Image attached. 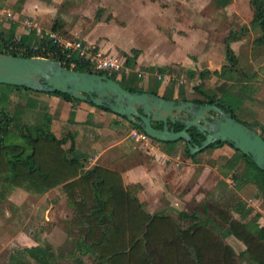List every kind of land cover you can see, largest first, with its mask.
<instances>
[{"label":"crops","instance_id":"obj_1","mask_svg":"<svg viewBox=\"0 0 264 264\" xmlns=\"http://www.w3.org/2000/svg\"><path fill=\"white\" fill-rule=\"evenodd\" d=\"M29 3L30 0H0V40L5 44L19 38L20 44L25 47L37 45L41 39L33 29L26 26L27 24L39 29L42 34L52 32L59 36L55 31L58 28L56 25L44 28L36 21L37 14L34 10H29ZM257 32L256 38L260 36V32ZM244 36L230 42L238 45L246 40ZM80 41L92 54H99L101 58L117 59L127 70V74L114 75L121 81L133 79L136 87L143 84L144 89L140 90L142 92L154 93L158 97L173 101L201 98L193 90L194 87L209 97L214 95L213 89L204 88L203 85L208 83V79L215 78L213 73L217 72L216 68L212 71L199 70L203 81L198 80L196 86L189 90H181V81L177 77L180 73L175 72L170 65L158 70L151 66L142 69L136 64L139 50L131 49L136 55L129 57L125 50H122L124 53L118 54L116 48L121 47L112 41L97 45H92L91 41ZM126 58L131 59L129 64H125ZM244 63L252 65L253 70L249 69L248 73L241 71L243 80L239 86L243 87L246 98L240 106L257 102V121L264 131V51L261 56L252 59L248 48ZM256 69L259 72H256ZM161 70L164 71L160 73ZM256 75L261 77V80L255 78ZM145 82L150 84L144 85ZM232 84L229 82L228 85ZM15 94L16 100L12 101L11 96L6 97L0 109L6 108V111L11 113V108L16 105L28 106V110L31 108L36 114L35 117L29 121V115L23 113L19 127L27 126L28 123L32 127L40 126L43 121H47V138L62 141L60 148L64 151L65 158L76 160L79 164L78 176L95 167L114 173L119 177L123 191L135 200L139 209L147 216L169 218L178 230H186L192 222L191 218L205 221L207 228L237 255L239 264H255L244 253L242 243L231 235L227 225L217 219H209L203 212L205 203H213L224 208L232 219L243 224L264 227V184L259 178L245 175L242 160L238 161L232 170L224 166L234 155L231 148L223 145L214 148L212 152H200L193 158L185 156L183 149V155L189 159L184 161L177 153L166 154L161 144L147 137L142 139L140 132L125 120L85 102L66 101L59 96L30 90L28 94L25 91H15ZM117 127H126L127 132L123 134ZM9 128L14 129L12 125ZM209 155H212V158H208ZM210 159H221L220 168L217 169V163L207 164ZM239 178L238 183L236 180ZM67 182L37 192L41 187L33 190L26 188L25 184L15 186L0 175V264H11L10 257L18 250L36 247L49 249L52 256L48 264H56L59 258L65 257L66 254L59 248L77 239V227L71 224L75 214L73 202L62 189ZM184 187L189 188V191H185ZM226 194L232 197V202L225 207L221 204V199ZM203 198L206 200L202 202ZM77 201H80V198H77ZM62 208H66V212ZM178 223L188 224L183 228L178 227ZM232 239L237 241L238 245L234 244ZM73 253L72 250L69 256ZM87 257L88 255L82 259ZM21 261L36 264L27 257H22Z\"/></svg>","mask_w":264,"mask_h":264},{"label":"trees","instance_id":"obj_2","mask_svg":"<svg viewBox=\"0 0 264 264\" xmlns=\"http://www.w3.org/2000/svg\"><path fill=\"white\" fill-rule=\"evenodd\" d=\"M229 1L218 0V5L222 7ZM248 4L252 13L248 26L260 32V36L253 43L255 46L264 47V0H248ZM247 29L242 27L239 29L238 36L230 38L229 35L226 41H234L244 36ZM0 53L22 58L34 56L33 53L15 55L5 48V42L1 40ZM135 55L136 52H134ZM46 57L59 62L66 69L95 73L77 64L75 60H71L75 62V66L70 68L67 62L63 63V57L59 54ZM130 61L131 59L126 58L125 64H129ZM224 70H227L225 66L221 68V72ZM163 71L161 70L160 73ZM95 74L106 75L102 72ZM213 74L220 77L222 73L214 72ZM109 78L115 81L113 77ZM199 79L203 81L202 74H199ZM117 83L129 92H142ZM216 86L213 93L214 96L217 94L218 96L214 100H209L211 99L209 96L194 87L193 90L201 98L183 99L182 101L196 104L216 103L219 108L230 113L234 118L233 110L240 106L244 99L243 87L239 86L233 93L232 85L220 83ZM10 89L29 91L14 86H10ZM49 95L59 96L66 101H74L66 94L54 92ZM202 96L209 99L204 100ZM232 97L237 99L234 107L228 105ZM5 99L6 97L0 95L1 102ZM88 105L95 107L91 103ZM95 108L109 112L104 107ZM3 109H0V143L1 137L11 127L12 122L16 121L14 118L16 112L8 113ZM46 123L47 121H43L40 126L33 127V133L30 136L23 133L22 129L25 126L12 125L15 130H19L18 134L24 138V141L19 145L2 146L0 144V175L15 186L25 184L26 188L33 190L41 187L36 190L37 192H43L46 188L69 181L62 186V189L73 202L75 209V214L71 219V224L77 227L75 233L77 240H75L73 250L77 251L79 256L74 259L75 264H85L82 257L86 255H88L87 259L90 260V264H239L237 255L207 228L205 221L191 218L192 222L186 230H178L169 218L144 214L135 200L123 191L116 174L95 167L78 176L79 164L76 160L65 158L64 151L60 148L61 140L47 138ZM131 126L142 133L138 127ZM151 126L154 129L161 127L160 124H151ZM168 126L172 127L174 132L182 128L178 123L168 124ZM188 134L191 142L196 145L203 139L192 128L188 130ZM153 141L161 144L166 154L172 153L178 142L183 143L182 141ZM183 145L184 154L193 158L196 154L190 155L184 143ZM223 145L234 151V155L224 163L228 170L234 169L238 161L242 160L245 175L259 178L264 184V174L253 165L249 157L243 156L225 142H215L208 148L214 149ZM77 198H80V201H77ZM203 212L209 219H217L227 225L231 235L242 243L245 248L244 253L253 263L264 264V227L243 224L232 219L224 208L213 203H205ZM51 256L48 248L36 247L18 250L10 259L11 264H26L21 261L22 257H27L36 264H48Z\"/></svg>","mask_w":264,"mask_h":264},{"label":"rangeland","instance_id":"obj_3","mask_svg":"<svg viewBox=\"0 0 264 264\" xmlns=\"http://www.w3.org/2000/svg\"><path fill=\"white\" fill-rule=\"evenodd\" d=\"M29 6V10H34L37 14L35 15L36 21L44 28H50L53 24L58 27L55 31L60 38L72 37L77 41H91L92 45L112 41L121 47L116 48L118 54L125 52L129 57L134 56L131 49L139 50L136 64L142 69L151 66L158 70L164 66H172L175 72L180 73L177 77L181 81L179 86L181 90H189L196 86L198 80L201 81L198 75L202 73L199 70L212 71L216 68L217 73H222L221 78L215 75V78L208 79V83L203 87L214 89L217 84L228 85L231 82L233 83L232 92L235 93L234 91L243 80L241 71L248 73L249 69L253 70L252 65L244 63L248 48L252 59L255 56H261L264 51V47L255 46L253 43L258 32L256 28L248 26L252 14L248 0H230L222 7L218 5V0H30ZM246 26L248 27L244 36L246 40L238 45L226 41L229 35L230 38L238 36L239 29ZM240 38L238 37L237 40ZM224 66L227 70L221 72ZM108 77H113L123 87L132 86L133 89H144L143 84L136 87V82L131 78L121 81L114 74ZM255 78L261 80V77L257 75ZM149 84L144 83L147 86ZM25 92L28 94V91ZM0 95L11 96L12 101L16 100L15 91L10 89V86L0 85ZM39 95L45 96L44 94ZM50 96L57 97L56 95ZM217 96L218 94L211 95V99L203 96L202 98L214 100ZM243 98H246L244 93ZM2 102L0 100L1 106ZM73 102L80 103L75 100ZM255 103H245L243 106L235 107L236 109L233 108V116L236 121L256 132L264 140V131L257 121L259 109L257 102ZM236 104L237 99L232 97L228 105L234 107ZM4 110L6 111V108ZM11 110L16 112L14 117L16 121L12 122L13 126L19 125L23 113L29 115L27 117L29 121L36 115L31 108L28 110V106L25 105L13 106ZM28 125L22 130L24 134L27 133L30 136L33 133V127L29 123ZM118 130L123 134L127 132L126 127ZM18 132L19 130L9 128L1 137L0 144L2 146L22 144L24 138ZM183 149V143L178 142L173 153L180 155V159L188 161L186 155H183ZM212 150L213 148H206L201 153L212 152ZM208 158H212V155ZM221 161V159H210L207 164L217 163V169H219ZM236 181L239 183L240 178ZM188 189L184 187L185 191H189ZM231 198L229 194L223 195L221 204L226 207L232 202ZM204 200L206 199L203 198L202 202ZM62 209L66 212V208ZM196 213L198 214V210ZM187 224L178 223L177 226L184 228ZM75 240L77 239L59 248L66 255L64 258H59L56 264H75L74 259L79 256L77 251L73 253V256H69L75 247ZM232 242L238 245L234 239ZM82 260L85 264H90L89 259V261L86 258ZM240 263L246 264L245 262Z\"/></svg>","mask_w":264,"mask_h":264},{"label":"water","instance_id":"obj_4","mask_svg":"<svg viewBox=\"0 0 264 264\" xmlns=\"http://www.w3.org/2000/svg\"><path fill=\"white\" fill-rule=\"evenodd\" d=\"M0 85L20 87L32 92L66 94L71 99L104 107L110 113L138 127L158 142L182 141L190 155L215 142L227 143L264 174V140L236 121L216 103L196 104L173 101L152 93L129 92L105 75L64 68L59 62L40 57H16L0 53ZM182 126L174 132L168 124ZM151 124H160L154 129ZM203 137L191 143L188 130Z\"/></svg>","mask_w":264,"mask_h":264},{"label":"built area","instance_id":"obj_5","mask_svg":"<svg viewBox=\"0 0 264 264\" xmlns=\"http://www.w3.org/2000/svg\"><path fill=\"white\" fill-rule=\"evenodd\" d=\"M26 26L33 29L39 38L42 40L38 45L23 46L20 44L19 38H14L8 44H5V48L13 53L28 54L33 53L32 57L46 58V56H52L59 54L63 57V63L69 65L70 68L75 66V60L77 64H81L88 70H94L97 72L105 73L108 75L115 73L127 74V70L121 66L119 61L115 58H101L99 54H92L89 52L88 47L80 41L69 40L60 38L52 32H42L27 24ZM16 55V54H15ZM139 76V74H137ZM132 135L135 136V133ZM141 138H146L143 133H140Z\"/></svg>","mask_w":264,"mask_h":264},{"label":"flooded vegetation","instance_id":"obj_6","mask_svg":"<svg viewBox=\"0 0 264 264\" xmlns=\"http://www.w3.org/2000/svg\"><path fill=\"white\" fill-rule=\"evenodd\" d=\"M192 143V142H191Z\"/></svg>","mask_w":264,"mask_h":264}]
</instances>
